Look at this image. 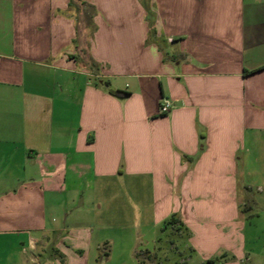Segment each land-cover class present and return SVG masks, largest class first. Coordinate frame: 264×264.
I'll return each instance as SVG.
<instances>
[{
  "label": "crops",
  "instance_id": "0c3cea01",
  "mask_svg": "<svg viewBox=\"0 0 264 264\" xmlns=\"http://www.w3.org/2000/svg\"><path fill=\"white\" fill-rule=\"evenodd\" d=\"M80 1L0 0V264H144L262 177L264 0Z\"/></svg>",
  "mask_w": 264,
  "mask_h": 264
},
{
  "label": "rangeland",
  "instance_id": "374dc122",
  "mask_svg": "<svg viewBox=\"0 0 264 264\" xmlns=\"http://www.w3.org/2000/svg\"><path fill=\"white\" fill-rule=\"evenodd\" d=\"M78 1L84 5L83 11L90 9ZM259 173L262 177L248 179V191L240 194V201H244L237 209H196L189 216V224L181 225L178 231L164 225L170 215L154 243L150 239L135 242L137 249L148 246L153 253L140 260L144 264H264V170ZM132 212L134 219H141L137 210ZM135 233L136 237L140 234ZM144 234L151 232L145 229Z\"/></svg>",
  "mask_w": 264,
  "mask_h": 264
},
{
  "label": "trees",
  "instance_id": "16d2710c",
  "mask_svg": "<svg viewBox=\"0 0 264 264\" xmlns=\"http://www.w3.org/2000/svg\"><path fill=\"white\" fill-rule=\"evenodd\" d=\"M90 8V7H89ZM90 9L88 11H86V14L89 15L90 14ZM110 93L112 95H114L115 97H118V98H123L125 96H127L128 94L127 93H124V92H121V91H110ZM164 225H171V226H174L175 230L178 231L179 228L181 227V221L176 217V215H172L171 218L169 219L168 222H166Z\"/></svg>",
  "mask_w": 264,
  "mask_h": 264
},
{
  "label": "built area",
  "instance_id": "2783aa9c",
  "mask_svg": "<svg viewBox=\"0 0 264 264\" xmlns=\"http://www.w3.org/2000/svg\"><path fill=\"white\" fill-rule=\"evenodd\" d=\"M171 108L170 102L168 100H162L159 106L160 114H166Z\"/></svg>",
  "mask_w": 264,
  "mask_h": 264
}]
</instances>
